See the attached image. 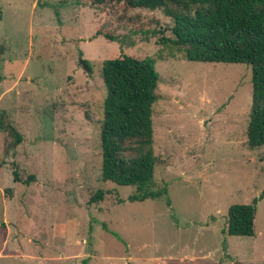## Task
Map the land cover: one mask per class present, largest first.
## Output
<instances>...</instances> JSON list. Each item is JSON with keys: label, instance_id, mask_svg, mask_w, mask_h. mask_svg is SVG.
I'll return each mask as SVG.
<instances>
[{"label": "rangeland", "instance_id": "374dc122", "mask_svg": "<svg viewBox=\"0 0 264 264\" xmlns=\"http://www.w3.org/2000/svg\"><path fill=\"white\" fill-rule=\"evenodd\" d=\"M172 24L159 10L0 0V109L23 136L4 155L0 131V264H264V146L245 144L251 68L185 60L160 43ZM120 53L155 60L154 179L169 204L129 202L133 186L100 178V68ZM253 200L254 236L223 234L228 207Z\"/></svg>", "mask_w": 264, "mask_h": 264}, {"label": "trees", "instance_id": "16d2710c", "mask_svg": "<svg viewBox=\"0 0 264 264\" xmlns=\"http://www.w3.org/2000/svg\"><path fill=\"white\" fill-rule=\"evenodd\" d=\"M95 7H121L132 10H159L173 24L165 29L171 38H160L181 52L185 60L202 63L245 64L251 68V106L246 126V147L264 146V0H79ZM158 25L157 21L153 20ZM152 22V21H150ZM163 29L154 34L163 35ZM107 41L113 39L104 35ZM155 60L147 56L120 53L102 62L100 74L106 89L103 117L99 122L101 174L103 182L133 186L129 202L165 199L167 183L154 179L160 162L153 150L152 107L158 97L159 82ZM0 131L5 134L4 155L21 144L23 136L0 109ZM125 153L131 156L126 158ZM15 182L29 185L12 171ZM97 190L89 204L104 199ZM264 198V190L258 199ZM122 203V200H120ZM256 200L232 204L227 210L223 234L254 236Z\"/></svg>", "mask_w": 264, "mask_h": 264}, {"label": "water", "instance_id": "95a60500", "mask_svg": "<svg viewBox=\"0 0 264 264\" xmlns=\"http://www.w3.org/2000/svg\"><path fill=\"white\" fill-rule=\"evenodd\" d=\"M80 63H81V65L83 66V69H84L85 71H88V70H89L88 67H87V65H86L83 61H81Z\"/></svg>", "mask_w": 264, "mask_h": 264}]
</instances>
